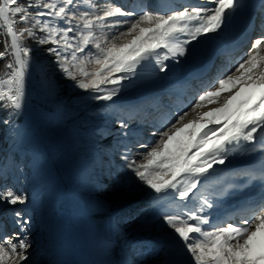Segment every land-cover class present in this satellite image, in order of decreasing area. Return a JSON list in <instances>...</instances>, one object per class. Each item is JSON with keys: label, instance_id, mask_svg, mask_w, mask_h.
Segmentation results:
<instances>
[{"label": "snow or ice", "instance_id": "1", "mask_svg": "<svg viewBox=\"0 0 264 264\" xmlns=\"http://www.w3.org/2000/svg\"><path fill=\"white\" fill-rule=\"evenodd\" d=\"M209 2L212 7L186 0L155 5L132 0L107 6L99 0H0V61H4L0 109L7 111L2 123L9 125L22 111L32 71L41 72L42 79L47 76L25 40L52 45L46 52L73 82L72 87L88 92L89 101L112 102L98 111L114 117L120 130L114 134L106 130L102 138L115 136L112 147L119 150L124 167L139 185L156 194L152 207L162 221L161 228L172 230L166 235L184 258L165 264H264V0L256 7L261 25L256 37L249 38L250 49L203 86L190 110L197 112L206 103L218 107L197 112L187 123L189 112L184 111L174 122L160 124L153 133L158 139L142 142L141 133L130 127L134 115L125 114L114 100L127 91L123 81H131L138 70L154 64L159 72H167L166 61L179 63L190 53L193 41L199 43L210 33L218 39L248 7L245 0ZM125 25L126 30L113 34ZM250 31H255V17ZM89 65L94 67L89 70ZM224 92L232 94L224 97ZM168 123L170 127L165 128ZM138 148L144 151L137 152ZM237 153L260 154L252 167L239 173L247 178L246 184L227 185L215 200L197 191L202 177L206 183L215 175V170L209 172L214 165L231 164L229 158ZM18 170L23 172L22 167ZM0 180H7L6 170L0 172ZM255 180L262 186L259 200L250 199L233 212L219 213V197L227 196L233 187L243 190ZM178 201L191 202V206ZM28 202L23 189L0 183V206H21L12 213L18 231L0 239V264H30L33 224Z\"/></svg>", "mask_w": 264, "mask_h": 264}, {"label": "rangeland", "instance_id": "2", "mask_svg": "<svg viewBox=\"0 0 264 264\" xmlns=\"http://www.w3.org/2000/svg\"><path fill=\"white\" fill-rule=\"evenodd\" d=\"M99 3L101 6L109 5L103 4L102 0H99ZM126 27L125 25L114 29L113 34L126 30ZM120 42L122 41H117ZM49 47L52 45L40 46L36 42L32 46V55L44 67L47 76L42 79V73L33 70L28 79L26 94L27 97L30 94L43 97L47 105L40 104L41 108H37L26 98L22 111L15 116L14 121H11L7 128H4V124L0 126V172L6 170L7 175V180H0V183L6 182L17 190L23 189L29 198L27 207L38 201L40 211H47V218L59 225H69L72 220H79L77 216H83L76 227L79 241L86 240L97 251L98 246H106L108 250H99L101 252L96 255L98 264H165L166 261L184 259L178 255L166 235L172 230L167 226L161 228L162 221L157 218V210L152 207L156 194L139 185L134 174L124 167L119 150L112 147L115 136L102 138L106 130L113 134L120 130L114 117L98 111L102 105L112 102L89 101L86 99L88 92L72 87L73 82L62 75L53 62L54 57L46 52ZM88 67L91 70L94 66ZM153 70L157 71L154 65H149L142 72L138 70L139 74L131 81H123L128 85L127 91H122L114 100L120 102L125 114L133 115L139 111L144 106V102L140 101L146 96V91L163 85ZM222 94L227 97L232 93ZM218 106L215 103H206L205 107L197 112L210 111ZM24 107L34 114H28ZM190 107L186 110L189 115L184 123L197 116V112H192ZM147 108H150V105H147ZM6 117L7 115L4 116ZM176 118L178 117L170 121L174 122ZM34 120L44 134V142L39 139L33 128ZM133 122L137 123L136 127L140 125L136 118ZM166 127H170V123L165 124ZM134 128L135 126L132 129ZM134 130L141 133L142 139L147 142L158 139V136L153 135L157 128L138 127ZM136 151L142 152L144 149L138 148ZM137 159L139 160V156ZM114 163L118 166L114 167ZM214 166L219 174L220 164ZM21 167L22 173L18 170ZM54 170L57 171L56 174H53ZM103 173L109 178L108 182L102 179ZM203 179L205 178H201V183L204 182ZM238 180V183H241L244 179ZM60 201L68 203L70 209L60 204V210H57L55 207ZM178 203L183 204L180 201ZM19 208L20 205L0 206L2 238L12 236L18 231L13 223L12 213ZM28 210L33 224L29 237L32 246L28 251L30 264H36L37 260H34L33 256L36 257L40 249L36 247L38 240L33 233L36 230L43 232L51 228L52 224L42 222L40 216L36 223L35 212L32 208ZM71 210L73 212H70ZM95 210L104 214L96 219L98 224H103L105 230L104 243L101 245L90 231L85 230L83 224L87 220L90 221V217L84 212L94 213ZM109 231L112 235L107 239L105 233ZM58 240L64 243V240ZM131 258L134 259L130 263ZM44 259L46 262L47 259Z\"/></svg>", "mask_w": 264, "mask_h": 264}, {"label": "bare ground", "instance_id": "3", "mask_svg": "<svg viewBox=\"0 0 264 264\" xmlns=\"http://www.w3.org/2000/svg\"><path fill=\"white\" fill-rule=\"evenodd\" d=\"M223 95L224 94H222V96ZM32 96H34V94H30L28 95V97L26 96V98L31 99ZM136 125L137 123L132 122L130 126L133 128L134 126L136 127ZM39 130H41L40 127H39ZM142 142H147V141L145 139H142ZM241 161L242 160L239 159V162ZM235 162L236 161H232L233 164ZM213 170H216V169L215 168L210 169L209 172H213ZM104 178H107V176L104 175ZM60 204L62 206L66 205V207L70 209V207L68 206L69 205L68 203H64V201L63 202L60 201L59 203L57 202V205L55 207L57 210H60ZM84 214L88 218L90 217V221L87 220L86 223L81 222V224L82 223L84 224L85 230H87L88 232L90 231V234L94 238L96 237L99 238L97 239L100 242V245L103 244L104 243L103 234L105 230L103 228V224L102 223L98 224L96 219L104 216V214H102L99 210L98 211L95 210L94 213L84 212ZM81 217L83 216H77L78 219ZM41 220L42 222L44 221V223L52 224V226L51 228L47 230H43L44 232L43 241H42L43 252L38 257L37 264H90L91 262H93V260L95 261V263L93 262V264H98V262L96 261V255L99 254V252L101 251L108 252V250L106 249V246H98V251H97L94 248V246H91V243H88L86 240L82 241L81 245L75 244L77 243V241H79V239L77 238L78 233L76 231V227L78 224H80V219L79 220L75 219L76 221L72 220L71 224L69 225H66V224L59 225V223L58 224L55 223V221H52L51 219L47 218V216L45 218H42ZM95 231L97 232L94 233ZM105 235H106V238L109 239L111 237L110 235H112V232L109 231L105 233ZM58 239H61L60 241L64 240V243L58 242L59 241ZM51 244H53V246ZM90 249H91V252H90ZM44 258L47 259L46 262ZM83 258L87 261L89 260L90 261L88 263H85L82 260Z\"/></svg>", "mask_w": 264, "mask_h": 264}, {"label": "trees", "instance_id": "4", "mask_svg": "<svg viewBox=\"0 0 264 264\" xmlns=\"http://www.w3.org/2000/svg\"><path fill=\"white\" fill-rule=\"evenodd\" d=\"M23 25H18L17 27H22ZM2 37H0V50H3V43H2ZM25 43L27 45H30L31 47L34 45L35 42H33V40L31 39H26L25 40ZM3 64H4V61H0V74L3 73L4 69H3ZM7 115V111L4 110V109H0V126H2V120L4 118V116ZM15 117L12 118V121H14ZM4 128H7V125L4 124Z\"/></svg>", "mask_w": 264, "mask_h": 264}, {"label": "water", "instance_id": "5", "mask_svg": "<svg viewBox=\"0 0 264 264\" xmlns=\"http://www.w3.org/2000/svg\"><path fill=\"white\" fill-rule=\"evenodd\" d=\"M40 135H41V131H40Z\"/></svg>", "mask_w": 264, "mask_h": 264}]
</instances>
